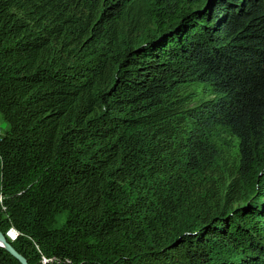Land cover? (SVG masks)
<instances>
[{"label":"trees","instance_id":"obj_1","mask_svg":"<svg viewBox=\"0 0 264 264\" xmlns=\"http://www.w3.org/2000/svg\"><path fill=\"white\" fill-rule=\"evenodd\" d=\"M238 1L0 0V232L28 264H264V0Z\"/></svg>","mask_w":264,"mask_h":264},{"label":"rangeland","instance_id":"obj_2","mask_svg":"<svg viewBox=\"0 0 264 264\" xmlns=\"http://www.w3.org/2000/svg\"><path fill=\"white\" fill-rule=\"evenodd\" d=\"M241 1L239 0L238 3ZM227 5H229L227 3ZM230 6V5H229ZM210 97V93L206 87L200 86L196 89L194 93L195 101H205ZM5 122L0 115V125H4ZM6 125V124H5ZM7 127V125H6ZM218 144L221 149V153L223 154L222 162H217V168L219 173H223L226 175L231 169H235V166L241 164V151H240V142L237 138L230 136L228 134H222L218 138ZM67 218V214L61 215L58 218V227L63 226L65 224Z\"/></svg>","mask_w":264,"mask_h":264},{"label":"water","instance_id":"obj_3","mask_svg":"<svg viewBox=\"0 0 264 264\" xmlns=\"http://www.w3.org/2000/svg\"><path fill=\"white\" fill-rule=\"evenodd\" d=\"M196 13H199L196 12ZM0 246L6 249L12 256H14L21 264H28L25 258L20 255L16 250L9 244L5 238V236L0 232Z\"/></svg>","mask_w":264,"mask_h":264},{"label":"built area","instance_id":"obj_4","mask_svg":"<svg viewBox=\"0 0 264 264\" xmlns=\"http://www.w3.org/2000/svg\"><path fill=\"white\" fill-rule=\"evenodd\" d=\"M6 125H0V140L2 139V137L4 136L5 130H6ZM7 237L9 238V240H11L12 242L16 241L19 237V232L15 229V228H11L8 233H7Z\"/></svg>","mask_w":264,"mask_h":264}]
</instances>
